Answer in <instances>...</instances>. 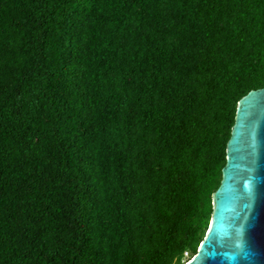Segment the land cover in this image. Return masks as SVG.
<instances>
[{
  "label": "trees",
  "instance_id": "1",
  "mask_svg": "<svg viewBox=\"0 0 264 264\" xmlns=\"http://www.w3.org/2000/svg\"><path fill=\"white\" fill-rule=\"evenodd\" d=\"M263 87L264 0H0V264H183Z\"/></svg>",
  "mask_w": 264,
  "mask_h": 264
},
{
  "label": "water",
  "instance_id": "2",
  "mask_svg": "<svg viewBox=\"0 0 264 264\" xmlns=\"http://www.w3.org/2000/svg\"><path fill=\"white\" fill-rule=\"evenodd\" d=\"M210 220L183 264H264V87L238 99Z\"/></svg>",
  "mask_w": 264,
  "mask_h": 264
},
{
  "label": "rangeland",
  "instance_id": "3",
  "mask_svg": "<svg viewBox=\"0 0 264 264\" xmlns=\"http://www.w3.org/2000/svg\"><path fill=\"white\" fill-rule=\"evenodd\" d=\"M184 256H185V254H184ZM186 256H187V255H186ZM186 256H185V257H186Z\"/></svg>",
  "mask_w": 264,
  "mask_h": 264
}]
</instances>
